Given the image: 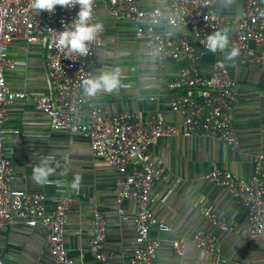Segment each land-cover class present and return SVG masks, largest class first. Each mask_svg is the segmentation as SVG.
Segmentation results:
<instances>
[{"label": "crops", "instance_id": "obj_1", "mask_svg": "<svg viewBox=\"0 0 264 264\" xmlns=\"http://www.w3.org/2000/svg\"><path fill=\"white\" fill-rule=\"evenodd\" d=\"M133 1L144 10L160 2ZM245 4L246 0L215 2L216 13L228 22L225 33L229 50L235 35L233 21L241 18ZM260 5L264 12V0H260ZM96 17L104 25V35L102 46L95 54L93 74L118 67L122 86L118 92L86 99L87 104L100 107L111 116L129 112L136 123L159 114L166 125L180 129L184 116L169 106L177 93L167 89L166 84L175 80L189 63L167 60L160 70L131 22L116 21L102 0H97ZM155 31H170L188 39L200 54L196 68L203 77H209L214 62L221 60L239 88L233 111L238 137L236 149L216 139L181 136L158 139L149 147L150 162L158 171L152 190V215L170 227L169 232L151 227L150 236L160 243L156 264H264V235L248 232L245 207L226 189L203 180L204 175L216 170L230 171L244 179L251 177L255 155L264 151V62L242 63L239 57L225 61L223 53L213 54L199 48L196 38L185 27L161 25ZM250 46L253 49V44ZM25 49L21 38L11 44L9 50L16 69L7 72L6 78L11 89L26 90L32 98L45 92V69L36 51L27 53ZM8 110L4 151L14 168L12 187L31 194H45L49 207L59 196L73 199L64 244L75 264H129L136 243L132 218L137 207L129 200L120 205L116 203L118 174L92 155L85 138L52 131L48 119L34 108L32 99L24 106L15 102ZM43 159L59 163L61 167L49 177L47 184L40 185L32 180V173L33 167ZM77 176L80 178L78 190L71 187ZM95 210L107 221L104 246L108 259L104 263L96 261L89 251L90 222ZM202 210L215 215L227 228L213 225ZM198 233L215 237L220 253L200 252L191 243ZM179 237L187 242L181 257L172 247V241ZM0 261L2 264H55L44 226L35 221H16L0 228Z\"/></svg>", "mask_w": 264, "mask_h": 264}, {"label": "built area", "instance_id": "obj_2", "mask_svg": "<svg viewBox=\"0 0 264 264\" xmlns=\"http://www.w3.org/2000/svg\"><path fill=\"white\" fill-rule=\"evenodd\" d=\"M102 1L116 21L133 24L136 35L145 41L149 56L160 70L167 60H185L189 63L175 80L166 84L167 89L177 93L169 106L173 111L183 114L182 126L178 129L166 125L159 114L143 123H136L129 112L111 116L100 107L87 104L80 84L89 74H93L95 54L102 46L104 31L89 46L87 57H77V54L58 47L55 42V35L72 22L79 10L78 6H57L52 13L38 14L31 6L32 0H0V228L16 221L39 222L47 231L54 263L75 264L64 244L68 210L73 199L59 196L49 207L45 194H31L12 187L14 168L4 151L8 108L15 102L24 106L32 99L34 108L48 119L52 131L85 138L92 155L118 174L116 203L120 205L129 200L137 207L132 218L136 243L129 264H156L160 243L150 236L151 227L156 226L162 232H169L170 227L152 215V190L158 171L150 162L149 147L158 139L181 136L216 139L236 149L238 137L233 111L239 88L231 80L221 60L214 62L209 77H203L196 68L200 58L198 49L185 37L170 31L156 32L155 29L161 25L185 27L196 38L197 46L207 52L206 36L216 31L225 33L228 22L216 13V0H159V4L150 10L137 7L133 0ZM96 7L97 0H93L94 17L90 22L98 21ZM233 24L235 35L230 44L231 48L238 49L240 61L262 64L264 12L260 0H246L243 15L234 19ZM18 38L24 41L27 53L36 51L43 61V95L31 98L28 91L13 90L7 83L6 73L16 69L9 48ZM203 180L229 191L247 211L248 232L264 235V151L255 155L254 169L249 179L230 171L216 170L204 175ZM202 213L213 225L227 228L215 215L206 210H202ZM90 236L89 251L92 257L96 261L106 262L108 252L104 245L107 221L96 210L92 213ZM191 243L202 253H220L212 235L198 233ZM186 246L183 237L172 241L174 252L180 257Z\"/></svg>", "mask_w": 264, "mask_h": 264}, {"label": "clouds", "instance_id": "obj_3", "mask_svg": "<svg viewBox=\"0 0 264 264\" xmlns=\"http://www.w3.org/2000/svg\"><path fill=\"white\" fill-rule=\"evenodd\" d=\"M32 8L38 13H52L57 6L79 10L72 22L65 25V30L55 35L58 47L66 48L77 54V57H87L90 45L98 39L104 31V25L100 22H90L94 17L93 0H32ZM205 48L209 53L224 54L225 61H232L239 56L237 48L229 50V40L224 32L216 31L206 36ZM121 71L118 67L102 69L95 74H89L80 84L84 98H94L105 93L118 92L121 88ZM61 166L59 163H50L49 159H43L33 167L32 180L40 185L47 184ZM80 178L74 177L71 187L78 190Z\"/></svg>", "mask_w": 264, "mask_h": 264}]
</instances>
